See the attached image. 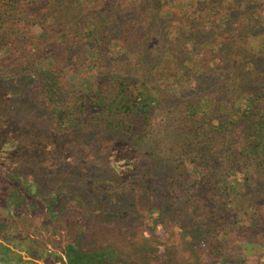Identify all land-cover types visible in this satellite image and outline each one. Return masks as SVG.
I'll return each instance as SVG.
<instances>
[{
    "label": "trees",
    "instance_id": "trees-1",
    "mask_svg": "<svg viewBox=\"0 0 264 264\" xmlns=\"http://www.w3.org/2000/svg\"><path fill=\"white\" fill-rule=\"evenodd\" d=\"M36 2L40 12L36 16L43 17L47 27L37 38L33 60L36 62L40 56L41 60L46 58L47 45H53L59 53L52 58L54 61L49 68L37 70L35 64L30 63L34 71L26 64L14 69L15 66L10 67L9 63L4 72L15 70L13 72H22L21 75L30 81L35 77L39 79L43 87L34 88L32 97L42 92L40 102L43 108L48 107L51 120L65 128L78 129L86 124L93 131H121L136 144L144 141L159 107L167 106L164 102L168 99L166 94L157 89L150 91L142 77L132 74L129 69L102 71L107 65L108 53L105 49H96L97 56L89 62L85 56L86 45L92 46V42H106L109 46L114 42L128 44L126 48H137L139 64L150 59L149 56L156 54L159 48L152 44L153 40L147 39L146 32L149 26L154 27L153 13L161 7L159 0H138L136 3L125 0L124 4L118 0H0V20H7L8 26L14 17L23 18L24 12L34 7ZM223 2L225 0L196 1L190 19L186 17L184 24V20L175 19L182 24L177 29L183 37L167 44L170 61H176L177 67L169 77L173 78V83L180 84L182 96L179 99L185 97L182 86L185 82L195 79L198 90L180 100L178 109L175 108L167 117L172 126L179 115L177 125L184 140L178 158L168 162L166 168L170 191L164 190L162 182L152 181L153 170L143 166L140 160H133L125 151L128 147L122 146L117 153L118 159L125 156L128 162L132 161V166L127 169L125 165L122 174L113 172L101 178L100 182L95 181L91 192L90 205L95 208L92 213L79 211V214H70L75 209L73 203L58 204L61 198L58 194L54 197L44 195V202L34 199L39 194L38 184L20 179L0 161V202L6 210L0 218V227L9 225L8 221H12L23 208L38 214L47 210L44 220L48 223L42 228L53 236L61 232L63 219L60 215L69 211L66 240L60 247L63 254H54L53 257L62 264H110L117 256L108 247L101 246L103 243L98 233L89 230L91 216H96L98 222L107 226H116L121 238L139 253L143 250L137 239L138 227L145 225L147 214L157 213L159 225L167 227L172 223L165 220L173 222L182 233L188 234V242L192 235L198 234L201 239L211 236L213 229L230 227L237 230V242L229 248L226 239L218 238L225 245L217 240L208 242L216 252L209 253L207 264H216L214 254L226 263L228 258H234L237 264H252V260L260 264L258 256L264 255V230L261 229L264 227V215L260 213L262 207L257 201L261 194L264 197V48H254L249 38L258 35L264 43V19L247 6L241 13V21L228 16L227 21L233 27L231 23L224 22L217 31H212L213 22L218 18L213 20L209 14L216 3ZM201 13H204L202 20L196 16ZM169 14L177 17V13ZM90 20H94L98 27L94 34L90 33L88 39L72 35L80 22L89 24ZM92 26L88 28H94ZM198 28L200 31H196ZM46 33H53L55 37L48 38ZM105 34L109 38H105ZM186 35L195 39V46L200 47L198 51L196 47L191 50L197 58L187 50L182 52L180 42ZM82 61L86 65L82 66ZM212 61L215 62L214 68ZM88 62L94 66L93 79L80 90L72 89L65 74L87 69ZM59 64L69 65L66 66V69L69 67L68 72ZM152 69L153 74L159 72V69ZM147 72L144 70L142 75ZM156 95L158 99H155ZM170 98L174 99V96ZM255 168L260 174L251 173ZM169 197L180 207L197 202L199 209L206 210V214L190 217L191 213L180 208L181 211L169 216ZM77 202L81 204L79 200ZM249 210L258 212L257 217L251 213L246 220L244 216ZM38 228L33 224V230L37 232ZM0 248L11 251L1 243ZM150 258L151 255L142 254V260ZM2 261L0 264H19L8 255H4ZM51 263L56 264L55 261ZM148 264L158 263L151 259Z\"/></svg>",
    "mask_w": 264,
    "mask_h": 264
},
{
    "label": "rangeland",
    "instance_id": "rangeland-1",
    "mask_svg": "<svg viewBox=\"0 0 264 264\" xmlns=\"http://www.w3.org/2000/svg\"><path fill=\"white\" fill-rule=\"evenodd\" d=\"M124 1L118 0L122 4H124ZM132 1L134 3L138 2V0H135L136 2ZM196 1L202 0H159L161 7L153 13L152 25L154 27L149 26L146 32L147 39L151 42L153 40V45H158V54L150 55V59L144 60L140 64L136 59L138 54L135 51L137 48L132 46L126 48L128 44L122 45L114 42L109 46L106 45V42L104 44H93L92 42V46L86 45L85 56L89 58V62H92L94 56H97L96 49L101 51L105 49L108 53L107 65H104L102 71L107 73L111 70L123 71L129 69L132 74L142 77L141 80L150 91L157 89V91L160 90V92L166 94L168 99L164 102L167 103V106L159 107V111L152 118L147 130L149 134L144 136V141L138 144L129 140L127 135L118 130L93 131L86 124L78 129L69 128L68 126L65 128L66 126H61L51 120L47 113L48 107L43 108L40 102L43 97L42 92H39V95L36 93L32 97L34 88L41 89L43 87L40 80L35 77V80L30 81L27 77L21 75L22 72L19 74L13 72L15 70L4 72V67L9 63L11 64L8 66H15L14 69L26 64L33 70L30 63L35 64L37 70L49 68L54 61L52 58L59 53L53 45H47L44 54L46 58L41 60L40 56L36 62L33 60L37 38L43 32V28L47 27L43 17L36 16L40 13L38 2L35 3L34 7H29L24 12L23 18L17 19L14 17L12 23L8 26L7 20L4 19V22L0 20V161L7 165L11 173L18 174L20 179L38 184L37 191L39 194L34 196V199L39 198L44 202V195L54 197L55 194H58L61 197L58 204L63 206L73 203L75 205V209L70 214L73 212L79 214V211L82 214L92 213L95 208L94 205H90L93 197L91 192L95 181L100 182L101 178L113 172L122 174L125 171V165L127 169L132 166V161L128 162L125 156L118 159L117 153L122 146L128 147L125 151L133 160H140L143 166H148L153 170L152 181L162 182L164 190L170 191L171 185L167 182L166 168L168 162L178 158V151L184 140L182 134H180L179 124L177 125L179 115L177 114L172 126H170L167 117L172 115L175 108L178 109L180 100L190 97L198 90L195 79L191 82H185L182 85L185 97L179 99L182 96L178 87L180 84L173 83V78L169 77L170 72L177 67L176 61H170L167 54V44L168 41H177V39L180 40L179 38L183 37V34L180 35L177 29L182 24L175 21V19L184 20L183 24L186 22V17L190 19ZM4 2H7V0H4ZM216 4L213 7V12L209 14V17L213 20L216 19L214 17L218 18L213 22L212 31H217L224 22L231 23L227 21L229 15L235 16L241 21L243 18L241 16L242 11H246L249 6L252 7L254 13L260 9L257 0H225L223 4ZM169 13H177V17L170 16ZM202 15L204 13L196 16H199V19L202 20L204 18H201ZM91 24L94 28H88ZM240 24L242 23L240 22ZM95 25L94 20H90L89 24L80 22L72 31V35L88 39L91 36L90 33L98 28ZM231 25L233 27L232 23ZM29 30L35 36L31 35ZM196 31H200V28ZM45 36L54 38L55 34L46 33ZM104 37L109 38V35L105 34ZM188 37L190 36L186 35L180 42L182 52L183 49L187 50L192 57L197 58V54L191 51L196 47V40ZM165 39H167L166 42H164ZM249 39L254 48H264V43L258 35ZM199 48L197 46L195 50L198 51ZM262 53H264V50ZM206 60L208 61V59ZM210 63L214 68L215 62ZM59 65L62 66L64 71L68 72L69 67L66 69V66L69 65ZM81 65H86V62L82 61ZM92 66L89 63L85 70L79 71V69H76L74 72L66 73L68 86L70 84L72 89L80 90L87 81L93 79L95 70ZM152 68L159 69V72L153 74ZM144 70L148 71L144 73L145 76L142 75ZM170 96H174V99H171ZM155 99H158V95ZM174 163H177V160ZM251 173L253 175L260 174L257 168ZM168 199L169 216L176 213V211H181L182 208L191 213L190 217L198 218V214H206V210L199 209L200 204L197 202H189L184 204V207H180L179 204L173 203L171 197ZM77 200L81 202L80 205ZM257 203L262 207L260 213L264 215L263 194L260 195ZM5 211L0 202V218H3ZM37 214V212L23 208L19 214L14 215L12 221H8L9 225L0 227V243L7 245L11 250L6 252L0 248V263L3 262L2 257L8 255L10 259L19 264H32L29 261H33L35 264H52L51 262L54 261L56 264H62L53 255L63 254L60 247L66 240L69 211L60 215L63 219L61 221V232L53 236L42 228V226H47L48 223L44 220L47 216V210ZM257 214L258 212L249 210L244 218L248 220L250 215H254L256 218ZM147 215L145 225L138 227L137 239L140 240L141 246L139 247H142L143 250L139 253L132 250L127 241L121 238L120 230L116 226H107L98 222L96 216H91L89 230L92 233H98L99 239L103 243L101 246L108 247L117 256V259L110 262V264H148L151 259L158 264H207L209 256L216 252L213 251L216 248L208 246L210 240L226 239L227 245H229L228 248L237 242V230L230 227L213 229L211 236H204L202 239L198 234L192 235L188 242V234L182 233L173 222L165 220V222H170L172 225L169 224L167 227H163L156 221L157 213ZM209 218L214 220L210 216ZM33 224L39 226L37 232L33 230ZM261 229L264 230V227ZM253 233L256 232L253 231ZM142 254L151 255V258L142 260ZM216 255H213L218 262L216 264H237V260L234 258H228L226 263L220 257L216 258ZM258 257L260 258V264H264V255ZM251 262L255 264V260Z\"/></svg>",
    "mask_w": 264,
    "mask_h": 264
},
{
    "label": "built area",
    "instance_id": "built-area-1",
    "mask_svg": "<svg viewBox=\"0 0 264 264\" xmlns=\"http://www.w3.org/2000/svg\"><path fill=\"white\" fill-rule=\"evenodd\" d=\"M257 1L260 5V9L257 11L256 15H258L261 19H264V0Z\"/></svg>",
    "mask_w": 264,
    "mask_h": 264
},
{
    "label": "water",
    "instance_id": "water-1",
    "mask_svg": "<svg viewBox=\"0 0 264 264\" xmlns=\"http://www.w3.org/2000/svg\"><path fill=\"white\" fill-rule=\"evenodd\" d=\"M40 264V263H39Z\"/></svg>",
    "mask_w": 264,
    "mask_h": 264
}]
</instances>
